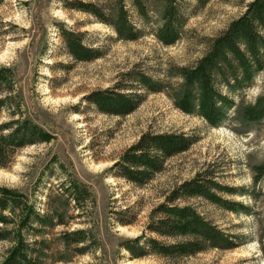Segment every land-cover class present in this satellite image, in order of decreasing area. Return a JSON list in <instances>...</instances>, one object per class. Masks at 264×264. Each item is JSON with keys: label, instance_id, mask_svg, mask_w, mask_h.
<instances>
[{"label": "rangeland", "instance_id": "1", "mask_svg": "<svg viewBox=\"0 0 264 264\" xmlns=\"http://www.w3.org/2000/svg\"><path fill=\"white\" fill-rule=\"evenodd\" d=\"M80 1L100 5L113 0ZM181 1L187 23L180 38L164 46L154 36L160 23L155 9L142 37L119 40L109 26L87 12L66 7L63 0H0V65L13 67L15 88L27 114L55 134L49 143L16 150L6 166H0V184L27 193L34 188L38 204L47 201L45 194L50 193L64 220L76 212L58 195L64 177L78 178L95 195V203L86 208L95 216L96 252L79 255L62 247L59 234L66 228L59 225L46 234L51 248L44 264H264V178L255 182L253 173V166L264 160V118L248 121L241 113L264 91V70L236 97L237 106L220 126H209L173 103L180 91L177 68L193 64L207 40L240 15L250 0H207L202 6L198 0ZM59 24L86 31L85 39L101 45L103 57L75 61L65 49ZM131 68L161 81L166 91L146 93L141 104L124 116L101 113L88 104L86 94L113 86ZM6 119L7 112L2 111L0 122ZM146 131L187 132L197 141L170 157L146 185L116 178L109 166ZM205 170L219 184L220 198L242 203L250 212H234L201 197L177 203L194 206L219 229L239 236V246L181 258L133 257L122 248L123 240L146 231L149 213L173 186ZM85 220L90 226L88 216ZM9 246L8 241H0V260ZM61 254L69 259L57 260Z\"/></svg>", "mask_w": 264, "mask_h": 264}, {"label": "trees", "instance_id": "2", "mask_svg": "<svg viewBox=\"0 0 264 264\" xmlns=\"http://www.w3.org/2000/svg\"><path fill=\"white\" fill-rule=\"evenodd\" d=\"M63 1L66 7L87 12L109 26L119 40L142 37L144 24L150 20L153 9L160 19L154 36L164 46L180 38L188 20L181 0H113L100 5L80 0ZM206 1L198 0V3L202 6ZM128 4L136 18L131 15ZM59 27L65 49L75 61L103 57L102 46L85 39L86 31H76L62 24ZM263 70L264 0H250L240 15L207 40L204 51L193 64L177 68L180 91L173 96V103L183 113L196 115L209 126H220L237 106L236 97L250 88ZM160 84L161 81L144 71L131 68L123 72L113 86L91 91L85 95V100L98 112L124 116L141 104L146 93L166 91ZM2 111L7 112V119L0 122V166H6L18 149L55 139L54 133L27 114L15 88L12 66L0 65V113ZM241 113L248 121L263 119L264 91L242 107ZM196 141L197 137L187 132H143L108 171L128 183L146 185L164 169L170 157L188 150ZM58 167L64 169V164L58 162ZM253 173L255 182L264 178V160L253 166ZM59 185L58 195L76 211L69 214V220H64L60 207L50 201V193L45 194L47 201L38 204L34 188L27 193L0 184V241L10 244L0 264H44L43 259L51 248L46 234L59 225L66 228L59 234L62 247L79 255L96 252L98 238L92 232L95 216L86 208L88 203H95V195L78 178L64 177ZM219 187L206 170L173 186L165 200L149 213L146 231L123 240L122 248L133 257L155 254L181 258L209 249L239 246L242 243L239 236L219 229L194 206L177 203L181 199L201 197L234 212H250L242 203L220 198L216 193ZM85 216L89 217L90 226H86ZM72 223L80 226L72 227ZM68 259L62 254L57 258L59 261Z\"/></svg>", "mask_w": 264, "mask_h": 264}]
</instances>
